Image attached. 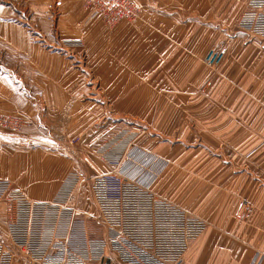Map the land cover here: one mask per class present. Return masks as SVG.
<instances>
[{
    "label": "crops",
    "instance_id": "0c3cea01",
    "mask_svg": "<svg viewBox=\"0 0 264 264\" xmlns=\"http://www.w3.org/2000/svg\"><path fill=\"white\" fill-rule=\"evenodd\" d=\"M248 1L135 0L141 18L108 27L65 0L55 33L0 4V115L37 117L50 137L0 130V180L53 200L70 169L116 172L100 157L110 148L160 200L206 224L184 264H254L264 254V42L237 28ZM213 49L226 54L217 72L204 63ZM244 203L252 222L238 216ZM110 254L92 264H121ZM0 264L29 263L17 253Z\"/></svg>",
    "mask_w": 264,
    "mask_h": 264
},
{
    "label": "built area",
    "instance_id": "2783aa9c",
    "mask_svg": "<svg viewBox=\"0 0 264 264\" xmlns=\"http://www.w3.org/2000/svg\"><path fill=\"white\" fill-rule=\"evenodd\" d=\"M81 1L91 18L100 19L108 27L123 20L136 22L143 13L135 0ZM50 10L49 20L53 22V7ZM237 28L264 42V0L248 1ZM225 58L224 51L213 49L204 63L217 72ZM32 124L0 115V130L11 135H21ZM117 157L105 158L116 172L91 180L95 203L110 232L101 239L88 236L86 224L65 202L83 181L81 174L68 175L59 195L49 201L30 200L11 182L0 181V206L8 210L5 226L10 241V247L0 241V260L11 262L18 253L29 264H92L111 253L121 264H184L190 241L204 233L206 224L160 200L152 191L153 179L142 178V168L137 174L126 170L121 157ZM256 212L255 206L244 203L238 216L252 222ZM262 256L258 253L254 264Z\"/></svg>",
    "mask_w": 264,
    "mask_h": 264
},
{
    "label": "rangeland",
    "instance_id": "374dc122",
    "mask_svg": "<svg viewBox=\"0 0 264 264\" xmlns=\"http://www.w3.org/2000/svg\"><path fill=\"white\" fill-rule=\"evenodd\" d=\"M65 0H0V4L3 6H6L7 10L9 11L10 15L13 17H17L19 20L21 18H27L30 21H39L41 22L42 19L45 18L47 23L52 27V31L55 33L57 30L58 26V20L59 16L61 15V5ZM77 3L80 4L81 9L84 11V13L90 17L89 12H85L83 8V3L81 0H76ZM50 6L53 7L54 11L53 16H54V21L51 22L49 20V14H50ZM40 25V24H39ZM37 25H34L33 28H37ZM30 28H32V24L30 25ZM32 28V29H33ZM37 30H34V33H37ZM4 116V115H3ZM7 117H17L19 119H22L23 122L25 121L26 123H33L32 126H27L28 128L22 133L21 135H13L15 137H20L24 135L28 130H35L39 133H43V135L46 137H49V132H46V129L44 128V125L42 124L41 120H38L37 117H31L28 116L27 114L20 113L18 115H13V116H7ZM45 130V131H44ZM10 134V133H9ZM11 135V134H10ZM50 138V137H49ZM123 138V137H122ZM121 138V139H122ZM126 141H128L126 139ZM77 141H72V144ZM117 156L122 157V154H117ZM117 156H112L108 153V149H106L104 152L100 153V157L105 163L106 157L109 159H118ZM160 168V169H159ZM159 168L156 170L157 173V178H161L169 169V165L166 163H162ZM160 170V171H158ZM87 169H81V168H76V169H70L66 173V176L64 179H62V183L60 184V187L57 189V193L55 196L59 195V192L64 188V181L67 179V176L72 174H77V175H82L83 176V181L78 183L76 187L73 189L72 194L66 200L68 205H70L74 210L76 211V217L77 219L83 221L86 224V229L88 236L91 239H101L104 238L105 236H109L110 232L103 223L100 214L98 213L96 207V203L93 201L94 195L91 193V180L98 175H102L104 173H111V172H102L101 174L98 175H93L90 177V175L87 174ZM156 178V179H157ZM0 181H5V180H0ZM11 182L15 187L19 188L15 183ZM182 188H185V184L180 183ZM20 189V188H19ZM30 200L33 201H49V200H35L30 198L22 189H20ZM74 201V202H73ZM5 206V205H2ZM1 208V206H0ZM6 209V215L5 217L0 219V238L4 239L7 238V231H6V221H7V216H8V210ZM6 236V237H5ZM201 237V235L199 236ZM198 239V237L195 239V241ZM109 256H112L111 254ZM108 259H114L115 258L112 256V258Z\"/></svg>",
    "mask_w": 264,
    "mask_h": 264
}]
</instances>
